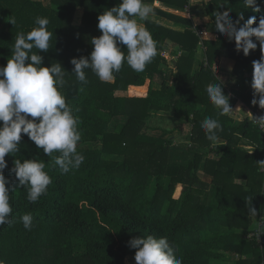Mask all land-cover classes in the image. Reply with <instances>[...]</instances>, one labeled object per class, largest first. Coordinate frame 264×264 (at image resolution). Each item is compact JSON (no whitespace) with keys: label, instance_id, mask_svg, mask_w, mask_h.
<instances>
[{"label":"trees","instance_id":"16d2710c","mask_svg":"<svg viewBox=\"0 0 264 264\" xmlns=\"http://www.w3.org/2000/svg\"><path fill=\"white\" fill-rule=\"evenodd\" d=\"M147 2L212 21L196 26L192 17L153 6L155 17L174 25L143 22L159 49L145 71L137 73L125 63L112 82H101L86 69L88 83L81 84L71 73L70 61L90 55L91 39L102 35L98 16L120 0H0L3 66L17 33L37 27L36 17L50 21L51 48L38 54L44 66L59 62L68 72L61 91L79 118L82 139L77 150L85 157L79 169L62 173L54 166L58 153L48 157L22 134L20 151L5 157L4 175L14 181L12 223L0 227V260L5 264H128L136 251L128 241L148 235L166 236L183 264H264V164L259 163L264 161V129L247 113L240 120L218 115L205 91L207 84L221 82L226 95L228 88L233 91L231 107L243 102V110L264 114L252 104V62L262 55L259 44L245 57L214 25L216 11L231 10L234 22L241 12L244 21L256 16L258 22L259 14L245 8L243 0ZM258 2L264 7V0ZM201 31L217 39H202ZM169 52L174 59L164 55ZM222 57L234 62L225 80L214 70ZM162 112L190 126L185 141L176 139L173 128L149 125ZM206 117L222 125L215 143L201 126ZM116 124L123 125L119 131L113 128ZM32 158L44 160L52 178L47 193L35 203L27 200V188L18 187L10 172L15 159ZM250 209L257 215H250ZM28 213L33 217L31 231L20 219Z\"/></svg>","mask_w":264,"mask_h":264},{"label":"clouds","instance_id":"9594fccd","mask_svg":"<svg viewBox=\"0 0 264 264\" xmlns=\"http://www.w3.org/2000/svg\"><path fill=\"white\" fill-rule=\"evenodd\" d=\"M243 3L245 8L259 14L258 22L256 16L244 21L243 12L234 22L231 10H226L216 11L214 25L217 32L229 41H235L236 51H242L245 57L259 44L262 55L252 62V104L264 109V7L258 0H243ZM222 6L224 3L218 8ZM154 17L155 9L147 0H120L118 5L103 11L97 24L102 35L91 39L93 50L88 57L71 59L74 66L71 73L81 84H87L86 69H90L101 82H112L125 63L137 73L144 72L159 53L158 41L142 23ZM10 22L15 24L14 20ZM34 23L37 27L29 32L17 33L11 58L6 66H0V227L12 223L13 213L10 193L14 190L11 187L14 181L4 175L8 167L5 157H15L20 151L22 134L48 157L58 153L53 157L54 166L62 173L79 169L85 160L77 150L82 139L79 118L61 91L68 72L59 62L44 66L43 57L38 54L41 51L47 53L51 48L53 32L48 30L50 21L47 17H36ZM122 46H126V52ZM205 91L212 105L219 110L218 115L231 116L235 112L221 82L207 84ZM254 122L264 127V116L254 117ZM201 126L206 138L213 143L223 131L220 121L211 117H206ZM259 163L264 164V161ZM45 168L44 160L15 159L13 162L10 172L15 174L18 187L27 188L30 203L45 195L52 183ZM250 215L256 216V210L250 209ZM20 219L25 230L31 231L34 227L32 215L24 214ZM128 246L136 250L135 264H183L166 236L132 238ZM0 264L5 262L0 260Z\"/></svg>","mask_w":264,"mask_h":264},{"label":"rangeland","instance_id":"374dc122","mask_svg":"<svg viewBox=\"0 0 264 264\" xmlns=\"http://www.w3.org/2000/svg\"><path fill=\"white\" fill-rule=\"evenodd\" d=\"M153 6H155V4H153ZM81 18H82V12L79 11L75 14L74 22L79 24L81 22ZM231 65L226 63L224 60L221 61L220 64H219V62L218 63L216 62L214 65V70L218 76H220L223 79L224 78L226 79V77H223V76H225L227 73H229L228 71L233 67ZM0 66H3L1 61H0ZM132 92L136 93L135 91H132ZM232 108L235 111L232 114V116H234L237 120L245 118L246 111L244 110V112H242L243 109H242V106L240 103L236 104ZM149 120H148L149 125L151 127H160V128L161 127L162 128L169 127V128L175 129L176 139L180 140V141H185V135L187 134L186 131L188 130V126L185 125L184 123H181V124L176 123L175 122L176 120H173L170 115L163 113V112L156 114L154 117H152ZM113 126H114L113 128L116 131H119L123 125L122 124H116ZM177 129H181V131L183 130V132L179 133V132H177ZM203 178L209 181V177H206L205 175H203ZM128 264H135L134 255H132L129 258ZM213 264H231V262H230V260H223L222 262L213 263Z\"/></svg>","mask_w":264,"mask_h":264},{"label":"crops","instance_id":"0c3cea01","mask_svg":"<svg viewBox=\"0 0 264 264\" xmlns=\"http://www.w3.org/2000/svg\"><path fill=\"white\" fill-rule=\"evenodd\" d=\"M157 2V1H156ZM155 2V6H158V7H160L161 6V8H163V9H166V10H169V11H171V12H173V13H176V14H178V15H182V16H184V17H192V19H193V21H194V23H195V25L196 26H198V25H204V24H208V23H210L211 21H212V19H211V17L210 16H203V17H199V16H193V15H190L189 13H186V12H182V13H180V11H177V10H174V9H171V8H168V7H166L162 2H158V5H157V3ZM207 2V0H191V4L192 5H195V4H198V3H206ZM164 6V7H163ZM154 20H156V21H158V22H160V23H162V24H165V25H167V26H173L174 25V22L173 21H171V20H168V19H166V18H163V17H154ZM143 23V22H142ZM199 34H200V37L202 38V39H217V35L216 34H214V33H212V32H210V31H208V32H199ZM202 46H203V44H200V46H199V48H200V53H202V52H204V47L202 48ZM172 48H173V46L172 45H170L169 46V51L170 50H172ZM170 53V52H169ZM171 54V53H170ZM225 61L226 63H228V64H232L231 66H234V62H233V60H230V59H228V58H224V57H222V58H218L217 59V63L219 62V64H220V62L221 61ZM233 68V67H232ZM232 68L228 71L229 73L231 72V70H232ZM227 70V69H226ZM229 73H227L225 76H223V77H227V75L229 74ZM219 78H221L220 76H219ZM221 79H223V78H221ZM225 79V78H224ZM223 79V80H224ZM241 104V106L244 104L243 102L242 103H240ZM173 119V118H172ZM176 123H178L177 121H175ZM189 126V125H188ZM190 127V126H189ZM189 127H188V129H189ZM183 131V130H182ZM181 131V129H177V132H182Z\"/></svg>","mask_w":264,"mask_h":264},{"label":"built area","instance_id":"2783aa9c","mask_svg":"<svg viewBox=\"0 0 264 264\" xmlns=\"http://www.w3.org/2000/svg\"><path fill=\"white\" fill-rule=\"evenodd\" d=\"M204 46H202V48H203ZM204 49H205V47H204ZM203 54H204V57H203V61H206V63L208 62L207 61V58H206V55H205V50H204V52H203ZM164 55H166L167 56V58H169L170 60H172V59H174V56H172L170 53H167V54H164ZM174 67V69L176 70V66H173ZM227 95L230 97V98H232V97H234V94H233V91L230 89V88H228L227 89ZM239 103H242V102H239ZM243 107H245V105L243 104L242 105V109H243ZM260 108V107H259ZM261 109V108H260ZM242 111H244V110H242ZM245 111H246V113H247V115L249 116V118L251 119V120H254V117H256V118H259L260 116H264V114L263 113H253L250 109H248L247 107L245 108ZM263 129H264V127H262ZM260 238V237H259Z\"/></svg>","mask_w":264,"mask_h":264}]
</instances>
